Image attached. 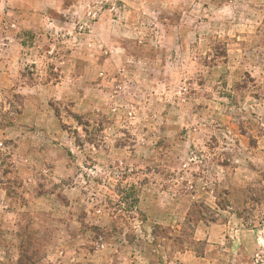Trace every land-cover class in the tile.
Returning <instances> with one entry per match:
<instances>
[{
	"label": "rangeland",
	"instance_id": "rangeland-1",
	"mask_svg": "<svg viewBox=\"0 0 264 264\" xmlns=\"http://www.w3.org/2000/svg\"><path fill=\"white\" fill-rule=\"evenodd\" d=\"M0 259L264 264V0H0Z\"/></svg>",
	"mask_w": 264,
	"mask_h": 264
},
{
	"label": "crops",
	"instance_id": "crops-1",
	"mask_svg": "<svg viewBox=\"0 0 264 264\" xmlns=\"http://www.w3.org/2000/svg\"><path fill=\"white\" fill-rule=\"evenodd\" d=\"M208 230H209V232L207 233V234H210L211 235V233H212V231H213V226L212 227H210V228H208ZM208 238H209V236H208ZM205 240V239H204ZM208 242H211V236H210V238L208 239ZM62 255L64 254V253H61ZM7 257V256H6ZM66 258V257H65ZM0 260H3V259H0ZM3 262V261H2ZM0 264H2L1 263V261H0Z\"/></svg>",
	"mask_w": 264,
	"mask_h": 264
},
{
	"label": "trees",
	"instance_id": "trees-1",
	"mask_svg": "<svg viewBox=\"0 0 264 264\" xmlns=\"http://www.w3.org/2000/svg\"><path fill=\"white\" fill-rule=\"evenodd\" d=\"M20 262V261H19ZM21 264V263H20Z\"/></svg>",
	"mask_w": 264,
	"mask_h": 264
}]
</instances>
